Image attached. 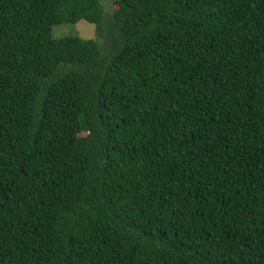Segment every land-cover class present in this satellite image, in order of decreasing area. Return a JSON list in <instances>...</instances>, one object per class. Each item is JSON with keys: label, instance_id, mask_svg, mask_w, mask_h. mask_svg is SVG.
Here are the masks:
<instances>
[{"label": "trees", "instance_id": "trees-1", "mask_svg": "<svg viewBox=\"0 0 264 264\" xmlns=\"http://www.w3.org/2000/svg\"><path fill=\"white\" fill-rule=\"evenodd\" d=\"M111 4L0 0V264H264V0Z\"/></svg>", "mask_w": 264, "mask_h": 264}, {"label": "rangeland", "instance_id": "rangeland-1", "mask_svg": "<svg viewBox=\"0 0 264 264\" xmlns=\"http://www.w3.org/2000/svg\"><path fill=\"white\" fill-rule=\"evenodd\" d=\"M103 4L106 6H111L112 10L116 9V6L111 4V0H102ZM105 6V7H106ZM63 29V34H74V35H79L80 37L83 38H94V27L93 25L85 22V21H78L72 26L69 25H63L61 30Z\"/></svg>", "mask_w": 264, "mask_h": 264}]
</instances>
